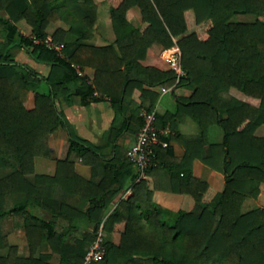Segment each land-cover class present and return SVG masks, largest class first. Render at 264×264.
<instances>
[{
    "label": "trees",
    "instance_id": "trees-1",
    "mask_svg": "<svg viewBox=\"0 0 264 264\" xmlns=\"http://www.w3.org/2000/svg\"><path fill=\"white\" fill-rule=\"evenodd\" d=\"M107 2L104 10L95 0H0L4 38L50 66L41 74L12 51H0V264H82L102 222L120 240L101 241L105 254L94 264H264V205L256 203L264 183V134L256 133L264 125V0ZM132 7L140 11L139 25L127 17ZM240 13L255 18L235 20ZM102 15L111 20L116 38L98 46L87 40ZM58 20L67 27L49 33L48 26ZM20 21L30 26L29 33L19 30ZM33 36H50L64 47L50 49ZM153 44L162 49L178 45L185 72L179 82L171 68L140 63ZM86 66L94 68L91 79L81 73ZM183 84L194 86L187 96L174 91ZM137 87L140 102L131 97ZM232 87L245 98L231 95ZM163 95L174 97L176 107L157 112L156 125L175 127L187 114L200 132L191 137L177 133L185 147L180 157L170 145H156L145 175L132 176V194L109 212L125 187L123 167L135 162L125 159L117 169L104 161L97 145L76 134L60 104L107 98L116 111L108 133L117 156L116 139L123 130L136 134L143 123L141 109L155 108ZM214 124L222 128L221 141L208 140ZM60 126L68 131V155L57 158L54 174L38 173L35 157L51 156L49 137ZM73 152L94 172L101 167L100 175H80L70 158ZM196 158L223 173L221 190L193 174ZM163 171L170 175L173 192L183 195L177 210L153 201ZM11 215L21 218L27 254L3 231L2 221ZM82 217L94 228L71 240L74 220ZM61 221L67 224L60 226Z\"/></svg>",
    "mask_w": 264,
    "mask_h": 264
},
{
    "label": "crops",
    "instance_id": "crops-1",
    "mask_svg": "<svg viewBox=\"0 0 264 264\" xmlns=\"http://www.w3.org/2000/svg\"><path fill=\"white\" fill-rule=\"evenodd\" d=\"M95 2L104 10L108 4L107 0H95ZM127 17L134 25H139L141 22L140 11L137 7H132L131 9H129L127 12ZM53 26L65 27L64 25H61L60 22L55 23ZM18 28L21 32H24L26 34L30 32V26L25 21H20L18 23ZM115 38L116 36L112 27L111 20L107 16L102 15L98 18L95 24L93 37L90 40H87V42L93 43L98 46H103L112 43ZM2 50L12 51L15 54L16 60L37 70L41 74H47L49 71V64L37 60L25 48L14 46V40H6L2 34V31L0 30V51ZM162 50L163 49L158 44H153L147 49L144 57L140 59V63L143 65L155 66L160 69H169V63L161 55ZM81 72L82 74L87 75L90 79L94 76V68L90 66L84 67ZM193 87L194 86L192 84H183L175 87L174 91L178 95L187 96L192 92ZM70 88H74V84H71ZM154 89L160 93L164 92L162 86H157ZM236 90V88L232 87L229 93L236 96ZM140 94L141 90L137 87L133 90L131 97L136 102H140ZM60 106L63 109L67 119L73 126L76 134L81 138L97 145L100 152L106 156V158H104V161L111 163V165H114L118 169L124 165V161H126L125 159H132L130 155V148L135 141L137 133L131 134L123 130L122 134L116 139L119 153L117 156L112 154L113 143L108 131L116 116V111L107 98L102 97L97 100H93L86 105L77 103L69 104L65 101H62ZM155 107L157 109V112L162 114L167 108L174 109L176 107V102L174 100V97H166V95H163L158 99ZM60 127L59 130L53 132L49 137L51 156H41L35 160L36 172L54 174L56 170L57 158L64 159L68 155L70 144L68 131L64 126ZM218 127L220 126L217 124L210 126L208 131V140L214 142L221 141L223 131L220 133ZM160 128L165 132L166 137H168L169 145L173 148L175 157L182 156L185 151V147L181 143L180 139L175 137L177 133L191 137L198 135L200 132V127L197 121L192 116L187 114L179 118V120L175 124V127H171L166 124V126ZM70 158L74 162V167L80 175L86 178H91L94 176V174L95 177H98L100 175L99 173L101 171V167H99V169L94 172L92 170V166L88 163H85L82 157L77 155L75 152L71 154ZM191 165L193 174L195 176L208 181L214 188L218 190H221L223 188L224 175L222 172L209 167L198 158L194 159ZM123 170L126 172L124 175L125 187L119 194V196L112 202L108 210L109 212L114 208L120 198L127 197L133 192L134 188L132 176L133 174L138 172V168L135 164H132L127 168L123 167ZM159 181V185H161V188L154 190L153 201L166 210L179 209L183 195L173 192L169 173L167 171H163V173H161L160 175ZM263 187L264 183L261 184V189ZM68 197L70 202L78 203L77 196L69 195ZM14 217L18 216L11 215L6 218V221H13ZM63 224L66 225L67 222L61 221L59 223L60 226ZM74 224L77 227V230L70 234L69 238L71 240L80 237L81 232H91L94 228V222L88 220L86 217L75 219ZM102 225L103 222L101 223L97 232V236H100L101 241L109 239L115 243H118L120 240V234L117 232H107L102 228ZM4 232L8 233V235L11 237V243L18 245L20 253H28L27 241L25 245L20 243V239L22 238L21 234H23L25 237L23 228L21 227V218L19 219V221H16L14 228H10L9 230ZM88 246L89 244L86 246V248ZM25 247L26 250H24ZM41 250H45L44 247H41L39 249V251ZM58 259V254L54 253L52 255V261L57 262Z\"/></svg>",
    "mask_w": 264,
    "mask_h": 264
},
{
    "label": "built area",
    "instance_id": "built-area-1",
    "mask_svg": "<svg viewBox=\"0 0 264 264\" xmlns=\"http://www.w3.org/2000/svg\"><path fill=\"white\" fill-rule=\"evenodd\" d=\"M36 43H44L48 48L61 51L64 43L57 42L48 36L45 39H39L33 36ZM161 55L169 63L170 68L177 75V82L185 74L181 64V50L178 45H174L162 50ZM82 73V72H81ZM143 123L138 130L135 141L130 148V155L138 168V177L140 179L145 175L146 168L150 163L151 156L154 154L156 145L168 146L169 141L166 139L165 132L156 125L157 109L142 108L140 112ZM105 254V247L102 245L100 236L88 247L82 264H93Z\"/></svg>",
    "mask_w": 264,
    "mask_h": 264
},
{
    "label": "rangeland",
    "instance_id": "rangeland-1",
    "mask_svg": "<svg viewBox=\"0 0 264 264\" xmlns=\"http://www.w3.org/2000/svg\"><path fill=\"white\" fill-rule=\"evenodd\" d=\"M137 8H138V7H137ZM254 18H255V15H254V14H248V13H246V14H245V13H240V14H236V15H234V19H235V20L250 21V20H253ZM57 22H60L61 25H64L65 27H67V24H65L63 21L58 20ZM57 22H53V23H51V24L48 26L47 29H49V33H52L53 30L57 27V26H53V25H54L55 23H57ZM50 29H51V30H50ZM235 93H236V97L241 98V99H244V98H245V95H244V93H243L242 91H240V90L237 89V90L235 91ZM29 97H30V96H28V94H26V98H25L26 103H29V102L31 101V99H30ZM60 128H61V127H60ZM60 128H58L57 130H59ZM218 129H219V131H220V133H221V132H222L221 127H218ZM256 133L259 134V135H263V134H264V125L260 126V127L257 129ZM38 157H41V155H37V156L35 157V160L38 159ZM36 167H37V166H36ZM260 188H261V187H260ZM256 203L259 204V205H261V206L264 205V187L260 190V194H259V196H258L257 199H256ZM19 219H20L19 217H14V220H13V221H6L7 219L5 218V219L2 221V228H3V231H7V230H9L10 228H14L16 221H19ZM21 235H22V238L20 239V243H22V244L25 245V243H26V239H25V237H24L23 234H21ZM9 240H11V237H10V236H9ZM24 250H26V247H25Z\"/></svg>",
    "mask_w": 264,
    "mask_h": 264
}]
</instances>
